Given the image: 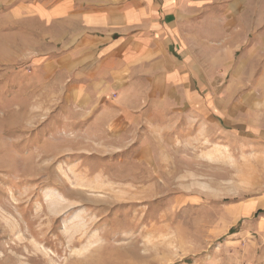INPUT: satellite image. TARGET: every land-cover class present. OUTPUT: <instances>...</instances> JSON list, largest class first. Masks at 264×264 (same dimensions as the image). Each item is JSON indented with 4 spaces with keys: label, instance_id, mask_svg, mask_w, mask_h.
<instances>
[{
    "label": "rangeland",
    "instance_id": "rangeland-1",
    "mask_svg": "<svg viewBox=\"0 0 264 264\" xmlns=\"http://www.w3.org/2000/svg\"><path fill=\"white\" fill-rule=\"evenodd\" d=\"M248 6L255 75L199 80L225 110L115 136L73 119L57 78L14 75L26 33L0 7V264H264V0Z\"/></svg>",
    "mask_w": 264,
    "mask_h": 264
},
{
    "label": "crops",
    "instance_id": "crops-1",
    "mask_svg": "<svg viewBox=\"0 0 264 264\" xmlns=\"http://www.w3.org/2000/svg\"><path fill=\"white\" fill-rule=\"evenodd\" d=\"M2 5L9 6L11 30L26 33L25 46L17 44L25 47L26 60L22 51L11 55L14 75L57 78L63 101L79 114L73 119H92L109 136L154 113L161 119L173 112L177 120L183 111L213 118L211 112L226 109L223 99L210 105L199 80L255 75L249 69L258 46L242 51L241 32L257 30L252 20H242L253 16L248 0H0ZM239 110V102L228 106Z\"/></svg>",
    "mask_w": 264,
    "mask_h": 264
}]
</instances>
